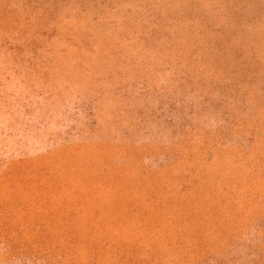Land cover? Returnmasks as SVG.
Instances as JSON below:
<instances>
[{"label": "rangeland", "instance_id": "rangeland-1", "mask_svg": "<svg viewBox=\"0 0 264 264\" xmlns=\"http://www.w3.org/2000/svg\"><path fill=\"white\" fill-rule=\"evenodd\" d=\"M0 264H264V0H0Z\"/></svg>", "mask_w": 264, "mask_h": 264}, {"label": "bare ground", "instance_id": "bare-ground-1", "mask_svg": "<svg viewBox=\"0 0 264 264\" xmlns=\"http://www.w3.org/2000/svg\"><path fill=\"white\" fill-rule=\"evenodd\" d=\"M51 156H53V155H51ZM49 158H51V157H49ZM44 159H45V158H44ZM51 159H52V158H51ZM52 160H53V159H52ZM42 161H43V160H42ZM48 161H49V160H48ZM80 161H81V160H80ZM30 162H31V161H30ZM38 162H40V161H38ZM76 162H79V161H76ZM74 163H75V162L73 161V164H74ZM40 164H41V163H40ZM19 165H20V164H19ZM23 165H24V163H23ZM43 165H45V164H42V166H43ZM75 165H76V164H75ZM86 165H87V164H86ZM68 166H69V165H68ZM70 166H71V165H70ZM72 166H73V165H72ZM84 166H85V163H84ZM74 167H75V166H74ZM77 167H78V166H77ZM82 167H83V166H82ZM85 167H86V166H85ZM87 167H88V165H87ZM39 168H40V166H39ZM78 168H79V167H78ZM31 170H32V169H31ZM31 170H30V171H31ZM58 170H59V169H58ZM64 170H65V169H64ZM82 170H83V169H82ZM26 171H27V170H26ZM43 171H44V170H42V173H44ZM80 171H81V170H80ZM117 171H118V170H117ZM34 172H36V174H37V172H39V171L36 170V171H34ZM40 172H41V171H40ZM51 172H52V171H51ZM55 172H56V171H55ZM74 172H75V171H74ZM32 173H33V172H32ZM32 173H31V175H32ZM52 173H54V172H52ZM113 173H114V172H112V174H113ZM116 173H117V172H116ZM120 173H121V172H120ZM124 173H125V171H124ZM26 174H27V173H26ZM34 174H35V173H34ZM36 174H35V175H36ZM48 174H49V173H48ZM122 174H123V172H122ZM77 175H78V174H77ZM79 175H80V174H79ZM114 175H115V173H114ZM118 175H119V174H118ZM123 175H125V174H123ZM36 176H37V175H36ZM45 176H46V174H45ZM61 176H63V175L61 174ZM61 176H60V177H61ZM81 176H84V175L82 174ZM92 176H93V174H92ZM31 177H33V176H31ZM40 177L42 178L43 175H41ZM49 177H50V176H49ZM57 177H58V175H57ZM112 177H113V175H112ZM118 177H119V176H118ZM21 178H22V177H21ZM28 178H29V177H28ZM37 178H38V177H37ZM44 178H47V177H44ZM50 178H51V177H50ZM52 178H53V177H52ZM67 178H68V177H67ZM100 178H101V177H100ZM109 178H110V177H109ZM109 178L107 177V179H109ZM125 178H126V177H125ZM125 178H124V179H125ZM13 179H15V178H13ZM33 179H35V178H33ZM38 179H39V178H38ZM85 179H86V177H85ZM87 179H89V181H90L91 178H87ZM124 179H123V180H124ZM101 180H102V179H101ZM103 180H104V179H103ZM109 180H112V179H109ZM114 180H115V179H114ZM121 180H122V179H121ZM41 181H42V180H41ZM64 181H65V180H64ZM104 181H105V180H104ZM34 182H35V181H33V184H34ZM47 182H48V181H47ZM47 182H46V183H47ZM66 182H68V181H65V183H66ZM84 182H85V181H84ZM99 182H100V179H99ZM18 183H19V182H18ZM48 183H49V182H48ZM63 183H64V182H63ZM87 183H89V182H86V184H87ZM90 183H91V182H90ZM119 183H120V182H119ZM35 184H37V183L35 182ZM39 184H41V183H39ZM43 184H45V183H43ZM92 184H93V183H92ZM95 184H96V182H95ZM101 184H102V181H101ZM11 185H12V184H11ZM97 185H98V184H97ZM97 185H95V186L97 187ZM35 186H36V185H35ZM46 186H47V185H46ZM99 186H100V184H99ZM96 187H95V188H96ZM101 187H103V185H102ZM64 188H65V186H64ZM97 188H98V187H97ZM97 188H96V190H97ZM103 188H104V187H103ZM103 188H99V189H102V190H103ZM105 189H106V188H105ZM106 191H107V190H106ZM64 192H65V190H64ZM70 192H71V191H69V193H70ZM104 192H105V191H103V193H104ZM107 192H108V191H107ZM69 193H68V195H69ZM103 193H102V196H103ZM116 193H118V192H116ZM124 193H125V192H124ZM126 193H127V192H126ZM126 193H125V196H126ZM105 194H107V193L105 192L104 195H105ZM107 195H109V194H107ZM116 195L119 196V194H116ZM120 195H122V193H121ZM66 196H67V195H66ZM100 196H101V195H100ZM123 196H124V194H123ZM119 197H120V196H119ZM127 197H128V196H127ZM104 198H105V197H104ZM120 198H122V196H121ZM138 198H139V197H138ZM127 199H128V198H127ZM139 199H140V198H139ZM78 200H79V199H78ZM114 200H115V198H114ZM137 201H138V200H137ZM137 201H136V202H137ZM109 202H111V200H110ZM70 204H71V203H70ZM135 204H136V203H135ZM174 204H175V203H174ZM112 205H114V204H112ZM180 205H181V204H180ZM110 206H111V205H110ZM59 207H60V206H59ZM174 207H175V206H174ZM30 209H31V208H30ZM102 211H103V209H102ZM99 212H100V211H99ZM122 212H123V211H122ZM104 214H105V213H104ZM102 216H103V215H102ZM52 217H53V216H52ZM97 217H99V216H97ZM107 217H108V216H107ZM47 219H48V218H47ZM98 219H99V218H98ZM98 219H97V220H98ZM103 219H104V218H103ZM92 220H93V218H92ZM100 220H102V219H100ZM102 221H104V220H102ZM94 222H95V221L93 220V223H94ZM97 222H100V221L98 220ZM97 222H95V223H96L95 226L97 225ZM48 223H49V221H48ZM101 223H102V222H101ZM104 223H105V221L103 222V225H104ZM123 224H125V223H123ZM174 224H175V223H174ZM98 225H100V224H98ZM95 226H94V227H95ZM131 226H132V225H131ZM102 228H103V227H102ZM105 228H106V227H105ZM108 228H109V227H108ZM108 228H107V229H108ZM120 228H121V227H120ZM123 228H124V227H123ZM129 232H130V231H129ZM131 232H132V231H131ZM127 233H128V231H126V235H127ZM129 234H130V233H128V235H129ZM132 235H133V234H132ZM130 239H131V238H130Z\"/></svg>", "mask_w": 264, "mask_h": 264}]
</instances>
